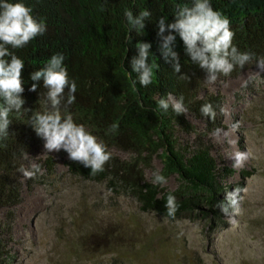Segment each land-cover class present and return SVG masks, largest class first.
<instances>
[{
	"label": "trees",
	"instance_id": "trees-1",
	"mask_svg": "<svg viewBox=\"0 0 264 264\" xmlns=\"http://www.w3.org/2000/svg\"><path fill=\"white\" fill-rule=\"evenodd\" d=\"M187 0H26L33 7L34 15L46 20L43 36L30 41L15 54L25 61L21 71L24 81L23 107L41 110L42 81L36 91H29L33 83L29 74L42 67L47 58L56 52L65 55L69 77L76 82L75 102L70 106L73 118L95 130L108 145L112 159L104 171L95 176L89 169L70 161L61 150L57 153L67 173L74 178L91 182H107L112 190L132 195L145 213L163 217L164 199L168 191L163 186H153L144 171L151 167L154 158L160 161V171L168 178L175 177L180 186L172 192L178 200L176 218L191 214L201 217L210 225H221L222 213L217 207L224 200L225 192L231 191L224 180L233 174L230 168L213 156L211 136L215 129H223L222 98L219 90L223 83L235 79L255 67L254 62L243 69H234L227 77H219L215 84L202 81L205 73L199 67L185 63L189 58L183 51V43L177 36L174 50L178 53L181 73L189 81H180L173 73L171 64L165 63L159 53L156 35V18L165 15L172 22L175 3ZM230 19L234 31L233 43L241 51H251L264 56V0H211ZM133 13L147 7L152 20L145 21L142 35L128 29L123 9ZM129 39L125 40V35ZM149 42L150 51L156 57L158 69L154 82L143 88L132 80L129 61L136 54L134 45ZM130 74L131 79L128 74ZM214 87L215 92H211ZM172 93L176 98L184 96L188 112L175 115L171 111L160 113L156 99ZM210 101L217 107L214 121L202 117L199 107ZM201 123L198 130L188 119ZM9 136L0 140V264H15L11 250L14 209L21 202L23 185L30 188L41 181V175L24 178L18 168L39 165L46 173H53L52 157H42L43 141L26 124V116L11 117ZM118 122L116 134L105 135V130ZM187 138V140H185ZM116 152L130 154V160H122ZM27 154V155H25ZM242 176L249 177L248 172ZM165 218H167L165 216Z\"/></svg>",
	"mask_w": 264,
	"mask_h": 264
},
{
	"label": "rangeland",
	"instance_id": "rangeland-1",
	"mask_svg": "<svg viewBox=\"0 0 264 264\" xmlns=\"http://www.w3.org/2000/svg\"><path fill=\"white\" fill-rule=\"evenodd\" d=\"M257 71L254 67L222 84L224 128L211 136L213 156L233 171L223 183L231 191L244 189L232 219L222 214L221 225L209 226L191 214L173 222L145 213L132 195L112 190L107 182L71 177L58 152L43 148L42 157L53 158L54 171L41 169L39 183L23 185L12 225L15 264H264V73ZM237 150L250 156L243 167L232 168ZM160 168L154 158L146 179ZM179 186L175 177L164 185L168 192ZM181 229L184 235L177 239Z\"/></svg>",
	"mask_w": 264,
	"mask_h": 264
},
{
	"label": "clouds",
	"instance_id": "clouds-1",
	"mask_svg": "<svg viewBox=\"0 0 264 264\" xmlns=\"http://www.w3.org/2000/svg\"><path fill=\"white\" fill-rule=\"evenodd\" d=\"M172 22H167V16L161 15L156 20V35L159 38V53L165 63H170L172 72L180 73L176 78L189 81V76L181 73L178 53L174 50L177 36L183 43V51L189 58L185 63L199 67L205 73L202 81L205 84H215L219 77L229 76L234 69H243L246 65L255 64L257 73H264V56H258L251 51H241L233 43L234 31L230 27V19L219 9H214L211 0H187L186 3H175ZM123 18L127 33L134 31L142 35L145 21L152 20L151 11L145 7L135 14L131 8L123 9ZM47 30L46 20L33 13V7L26 0H0V140L9 136L11 117L26 116L27 122L35 135L42 139L46 152L63 150L70 161L77 162L89 169V175L104 171V166L112 159V152L105 141L96 134L95 130L73 118L70 106L75 102L76 82L69 77L62 52L51 54L42 67L33 70L29 79L33 82L28 89L36 91L37 82L42 81L44 92L39 93L41 110L23 107L25 100L24 81L21 71L25 61L15 54V50L24 48L28 43ZM125 40H128V35ZM136 54L129 61L132 72L136 73V82L143 88L151 85L156 79L158 64L156 57L150 51L149 42L138 41L134 45ZM160 113L171 111L175 115L188 112L184 96L174 98L172 93H166L155 101ZM223 111V109H220ZM202 117L214 121L217 107L210 101H205L199 107ZM235 127V126H234ZM118 122H113L105 130V135L116 134ZM215 129L214 133L219 134ZM27 155V154H25ZM250 153L237 150L232 153V168H241L249 159ZM18 172L26 179L40 175L39 165L28 168L21 166ZM168 178L159 170L151 173V184L163 187ZM242 188L226 191L224 200L217 207L228 219H232L240 211ZM163 217L175 222L179 208L177 197L169 191L164 199ZM162 217V218H163ZM184 235L183 230L177 232L176 238Z\"/></svg>",
	"mask_w": 264,
	"mask_h": 264
}]
</instances>
